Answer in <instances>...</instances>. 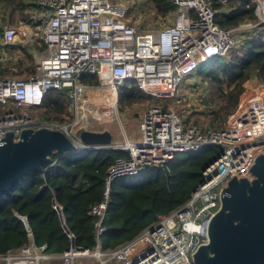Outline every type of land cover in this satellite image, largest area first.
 <instances>
[{"label":"built area","instance_id":"obj_1","mask_svg":"<svg viewBox=\"0 0 264 264\" xmlns=\"http://www.w3.org/2000/svg\"><path fill=\"white\" fill-rule=\"evenodd\" d=\"M231 1L171 0L175 10L166 18L174 15L173 23L142 31L127 18L125 5L111 0H25L27 23L0 25V63L8 68L22 55L12 51L13 47H32L40 39L47 48L42 53L34 48L30 51L32 75L0 77V144L8 132L18 142L22 131L29 128L66 127L74 139L80 127L95 130V126L110 125L119 112L118 89L127 81H135L139 90L158 101L141 116L138 138L125 137V143L109 146L127 154L116 158L107 171L103 200L89 212L96 220L98 246L90 250L78 245L66 225L64 208L54 202L69 239L63 254L50 255L46 246L31 241L18 251L0 255V264H46L54 259L63 264H194V253L206 242L202 223L220 208L223 188L235 176L251 179L250 169L264 153V84L260 79L253 77L244 83L237 109L220 128L185 122L173 107L180 102L181 85L203 64L243 48L254 35L261 34L264 40V0H250L256 22L226 30L216 22L213 4ZM86 75L96 76L98 84L82 82ZM51 90L65 92L74 116L71 123H49L28 114L42 106ZM103 92L113 96L112 103L100 101ZM170 99L174 104H166ZM11 103L19 110H9ZM208 147H219L222 153L203 170L202 183L183 206L159 215L152 226L116 250L101 249L99 238L105 231L103 223L116 179L164 167L177 154ZM21 220L30 232L26 218Z\"/></svg>","mask_w":264,"mask_h":264},{"label":"trees","instance_id":"obj_2","mask_svg":"<svg viewBox=\"0 0 264 264\" xmlns=\"http://www.w3.org/2000/svg\"><path fill=\"white\" fill-rule=\"evenodd\" d=\"M150 1L154 21L165 19L175 10L171 0ZM0 6L5 7L1 20L5 24L27 23L25 0H0ZM213 6L217 11L215 20L223 29L234 30L247 21H257L255 5L250 0H234L226 5L214 3ZM16 17L20 23H14ZM31 48L38 52L47 50L44 42L39 40L32 47H13L12 51L18 50L22 56L11 68L0 63V77L32 75ZM196 76L202 85H207L205 102L214 112L211 124L220 128L237 109L244 83L256 77L264 84V41L262 38L259 42L247 40L243 48L203 64ZM82 82L97 85L98 79L86 75ZM65 96L64 91H49L42 106L35 110V116L49 123H71L74 116ZM151 102L152 98L139 90L135 81H127L118 89V108L122 113L130 112L139 117ZM8 108L19 110L13 103ZM221 153L219 147H208L198 152L177 154L164 167H153L135 176L116 179L103 223L105 231L99 238L101 249L116 250L152 226L159 215L183 206L202 183L203 170ZM126 154L113 147L93 146L65 155L54 154L50 164H43L41 170L32 171L9 193L0 195V255L18 251L31 241L38 247L46 246L50 255L63 254L69 239L53 208L54 202L64 208L66 225L76 236L77 244L95 249L98 246L96 220L89 212L93 205L103 200L107 171L116 158ZM21 217L27 219L30 232Z\"/></svg>","mask_w":264,"mask_h":264},{"label":"water","instance_id":"obj_3","mask_svg":"<svg viewBox=\"0 0 264 264\" xmlns=\"http://www.w3.org/2000/svg\"><path fill=\"white\" fill-rule=\"evenodd\" d=\"M65 129H24L18 142L12 132L6 134L0 144V195L50 164L54 154L71 153L79 144L95 148L113 144L107 129L83 126L74 139ZM250 172L251 179L235 176L223 188L220 208L202 223L206 242L194 253V264H264V153L256 157Z\"/></svg>","mask_w":264,"mask_h":264},{"label":"rangeland","instance_id":"obj_4","mask_svg":"<svg viewBox=\"0 0 264 264\" xmlns=\"http://www.w3.org/2000/svg\"><path fill=\"white\" fill-rule=\"evenodd\" d=\"M114 3H122L127 8V18L129 21L135 25L139 30L142 31H153L160 27L167 26L173 23L174 15L165 19H158L156 21L153 20L154 12L153 6L150 0H112ZM5 7L0 6V20L3 18ZM9 13V11L7 12ZM26 16V14L24 13ZM20 23L19 17H16L14 23ZM7 25L4 21H0V25ZM14 25V24H13ZM1 28V27H0ZM2 34H0L1 37ZM261 34L254 35L253 40L259 42ZM40 42L41 40L38 39ZM262 41H264L262 39ZM42 53V52H40ZM22 56V55H21ZM207 85H202L200 79L195 75H193L190 79L185 81L177 94V98L180 102H176L174 104V100H167L166 104L173 103L175 110L181 114L183 120L185 122H192L199 124L201 126H212L211 122L213 121V111L212 107L207 105L205 100L207 99ZM158 101L152 99V104H157ZM147 107L142 115L151 107ZM35 110L28 111V114L36 117L34 114ZM141 115V116H142ZM136 117L134 114L130 112L122 113L120 110L118 112L117 117L114 122L110 125L105 124L95 126V130L107 129L109 130L113 137H116L117 144L125 143V137L138 138V128L140 123V118ZM107 119H111V115L107 114ZM216 126V124H215ZM218 126V125H217ZM52 264H56L61 262L60 260L50 261ZM49 262V263H50ZM50 263V264H51ZM62 263V262H61ZM63 264V263H62Z\"/></svg>","mask_w":264,"mask_h":264},{"label":"bare ground","instance_id":"obj_5","mask_svg":"<svg viewBox=\"0 0 264 264\" xmlns=\"http://www.w3.org/2000/svg\"><path fill=\"white\" fill-rule=\"evenodd\" d=\"M100 98H101L100 101H102L104 103H112V101H113V96L111 94H109L108 92H105V93L103 92Z\"/></svg>","mask_w":264,"mask_h":264},{"label":"crops","instance_id":"obj_6","mask_svg":"<svg viewBox=\"0 0 264 264\" xmlns=\"http://www.w3.org/2000/svg\"><path fill=\"white\" fill-rule=\"evenodd\" d=\"M32 49H33V48H31V50H32ZM34 49H35V48H34ZM31 50H30V51H31ZM35 50H36V49H35ZM17 52H18V53H21V52H19L18 50H17ZM17 55H18V54H17ZM19 58H20V57H19ZM102 130H104V129H102ZM130 138H132V137L130 136ZM115 139H116V137H115V138L113 137V144H115V145H120V144H117V143L115 142V141H116ZM132 139H136V138H132ZM54 260H56V259H54ZM52 262H53V260H52ZM50 263H51V262H50ZM50 263L47 262L46 264H50ZM54 263H55V262H54ZM54 263H53V264H54ZM51 264H52V263H51ZM56 264H62V263L59 262V263H56Z\"/></svg>","mask_w":264,"mask_h":264}]
</instances>
